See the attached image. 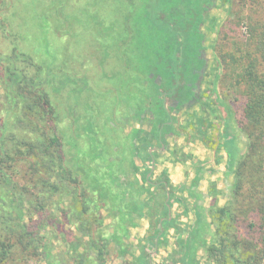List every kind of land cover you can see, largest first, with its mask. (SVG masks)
<instances>
[{"label": "rangeland", "instance_id": "374dc122", "mask_svg": "<svg viewBox=\"0 0 264 264\" xmlns=\"http://www.w3.org/2000/svg\"><path fill=\"white\" fill-rule=\"evenodd\" d=\"M163 2L0 0V68H6L11 62L28 75L29 81L37 79L50 93L57 106L61 155L70 174L67 181L69 193L62 197V202L49 203L37 221L43 226L41 233L48 246L41 247L34 258L17 253L0 264H139V257L144 263L148 262L142 256L144 251L151 256L153 264H187L191 254H198L200 264H233L232 261H216L208 255L207 249L196 248L200 217L184 186L192 184L196 169L203 170L204 179L197 190L205 194L202 202L207 209V221L213 220L210 227L213 230L217 225L222 226L211 209L215 208L213 204L222 206L231 200L234 193L236 179L233 169L228 164L226 151H219L224 140L218 134L219 126L223 117H229V111L235 115V119H230L228 130L234 134L236 156L245 151L246 137L237 122L243 100L238 93H232L230 81L224 78L221 57L224 49L231 48L233 39L247 31L248 17L264 14V0H218L214 10L222 20L216 29H212L213 46H216L221 64L218 93L228 104L226 108L222 104L215 108L218 116L211 121L208 135L198 133V120L193 115L183 119L180 114L176 126L182 135L170 136L167 150L157 155L152 168L154 174L150 177L155 182L160 181L155 189L156 201L171 195L170 215L177 225L170 229L167 243H162L158 250L152 243H147L150 239L146 235L149 219L142 217L138 219L139 226L130 228V238L127 239L130 248L124 257L119 256V247L114 240L107 244L104 257L99 254V245L105 243L113 232L117 212H110L102 203L100 207L93 201L86 203L93 195L95 182L91 177L93 173L86 166L90 164L89 155L102 143L103 159L122 158L116 172L120 182L148 186L147 177L153 163L142 160L137 145L148 137L152 123L150 115L146 114L140 122L135 118L133 105L127 107V101L134 102L136 97H128L124 84L128 80L135 85L142 82L141 74L135 81L132 74H127L129 70L137 71L133 66L127 68L128 58L140 70L149 67L146 49L153 42L145 39V28L149 23L144 20H153ZM128 30L137 31L135 43L124 38ZM207 32L211 34L210 29ZM140 45L144 46L142 51L138 48ZM22 53H27L31 61L23 59ZM38 65L44 68L43 73L38 74ZM10 85L8 76L0 72L1 96L6 92L4 87ZM209 100H213L212 97ZM218 110H221L222 117ZM139 127L147 133L136 136ZM77 150L88 154L84 168L82 161L78 163L76 160L80 156ZM100 168L98 171L102 174L103 168ZM162 170L175 185L171 191L163 187L162 180L165 181L166 177L161 175ZM105 175L107 173L102 176ZM114 179L108 176L103 184L106 186Z\"/></svg>", "mask_w": 264, "mask_h": 264}, {"label": "trees", "instance_id": "16d2710c", "mask_svg": "<svg viewBox=\"0 0 264 264\" xmlns=\"http://www.w3.org/2000/svg\"><path fill=\"white\" fill-rule=\"evenodd\" d=\"M172 1L164 0L155 18L144 20L149 23L145 39L153 42L146 49L149 67L140 70L128 58L127 68L133 66L137 71L129 70L127 74H132L134 81L141 76L143 79L138 85L129 80L124 85L127 91L132 85L139 88L135 93L139 103L151 99L162 107V89L182 88L178 80H185L192 73L191 61L202 48L205 34L200 26L210 0ZM124 38L135 43L137 31L128 30ZM143 47L138 48L142 51ZM223 51L224 78L230 81L232 93H238L243 100L237 122L245 134L246 145L238 156L227 147L228 164L236 179L233 198L222 206L213 204L215 208L211 212L217 215L222 226L217 225L213 230L210 228L213 220L208 221L210 239L205 244L208 255L216 261L264 264V14L256 18L250 15L247 31ZM22 55L23 59H31L27 53ZM43 69L38 65V74ZM0 72L8 76L11 84L0 95L4 98L0 100V263H4L17 253L34 258L41 247L48 246L41 233L43 226L37 221L49 203L62 202V197L69 193L70 174L61 155L57 106L50 93L37 79L29 81L28 75L11 62L6 68H0ZM4 83L7 85V81ZM146 109L137 107L141 113ZM156 112L158 123L168 118L162 109ZM229 116L235 115L229 111ZM170 128L166 124L164 130ZM99 193L101 198L106 197L103 186ZM163 206L160 211L167 214L166 203ZM134 211L137 208L129 213ZM157 223L158 232L164 235L168 219ZM113 238L121 245L118 231ZM99 248L100 256L104 257L106 243ZM190 260L193 262L194 258Z\"/></svg>", "mask_w": 264, "mask_h": 264}, {"label": "flooded vegetation", "instance_id": "af4514ba", "mask_svg": "<svg viewBox=\"0 0 264 264\" xmlns=\"http://www.w3.org/2000/svg\"><path fill=\"white\" fill-rule=\"evenodd\" d=\"M217 3L218 0H210L209 3L206 4V11L203 14L204 22L200 26L201 31L205 34L204 40L202 41V48L199 50L197 57L191 61L192 66L194 67L192 73L187 74V78L185 80H178V83L182 84V88H178L174 91L162 89V107L158 105L157 101H150L151 99L147 100L145 103H139L137 98L134 99V102H131L132 100L127 101V107H132L131 105H133V107L135 108L136 119H138L140 122H143L147 114L150 115L149 120L152 123L151 129L148 130V137L146 139H142L141 142L137 145L138 150L141 152H139L140 154H138L141 156L142 160L145 162L147 160H150L153 163L149 172L150 174L147 177L148 186L145 187L142 184L136 186L135 182H130L128 184L126 182H120L119 174H116V172L120 166L119 163L121 164L122 162V158H117L116 160L109 158L103 159L102 143L101 146L93 152V154L89 155L90 164L88 163L86 167L93 173L91 177L95 182L93 183V195L88 198L89 200H86V203L90 204L93 201V203H99V207L102 203L104 207L110 209V212H117L116 220L113 225V232L108 238L105 239V243L107 247L109 241H115V239L113 238V234L114 232L118 231V233L121 234V245H118L117 242H115L119 247V256L124 257L129 252L130 244H128L127 239L130 238V228L139 226V218L148 217L149 226L146 235L149 236L150 239L147 241V243H152L154 245V248L157 250L162 243H167L168 233L170 229L177 227L174 218L170 215L171 207L173 206L171 195L169 196L168 194L167 198H162L160 202H157L155 189L158 188L157 186H159L160 181L155 182L151 180L150 177L154 174V172H152V168L154 169L157 155L167 150L168 138L170 136H173L174 134H179L180 136L182 135V133L180 134V132L177 130L176 126L179 115L183 114L181 115L183 119H187L189 116L193 115L192 117L198 120L199 128L197 129L199 130V132H197L199 134L208 135L211 133L209 131L211 121L216 116H218L216 114L215 108L220 107L221 104L225 108L227 107L226 104H228V102L223 99L222 96H220L218 93V82L221 75V68L219 67L220 61L218 58L216 46H213L212 39V34L214 32L212 29H216L222 21L218 14H214ZM207 29L211 30V34L207 32ZM185 84H187V86ZM136 90L139 91V88L135 87V85H132L128 90V97H131V95H133V98L137 97V94L131 93ZM138 95L142 97L141 93ZM210 97H212L213 100H209ZM220 98L222 100H220ZM155 104L158 105L157 108ZM144 106L147 107L146 111L141 113L139 110H137V107L140 108ZM161 109L165 112L168 118H165L163 123H158L156 111H160ZM218 111L219 116H221V110ZM227 111H229L228 108ZM231 118L235 119L230 116L227 118L223 117L218 132V134H220V137L224 139L219 147V151H226L227 155L229 151L228 148L232 149L233 153L237 151L236 142H233L234 134L228 130L231 126ZM165 123L170 125L171 127L168 131L164 130L166 125ZM140 133L145 134L147 133V130L139 127L136 131V136ZM224 144H226L227 146H224ZM77 152L80 153V156L76 160L78 161V163L82 161L81 166L84 168V162L86 161L85 157L88 154L80 150H77ZM97 153H99V157H95ZM99 168H103L102 174H100V171H98ZM105 173H107V175L103 177L102 175ZM203 174V170H201L200 168L196 169L192 179V184L188 187L184 186V188L187 189L189 196L194 200L196 214L200 217L197 230V249H207L205 243L208 240L207 209L202 202V198L205 197V194L204 192H198L197 190L199 184L204 179ZM161 175L166 177L165 181L162 180L164 185L163 187L166 190L171 191V189L174 188L175 185L169 181L167 172L165 170H162ZM108 176L114 177L115 181L110 180V183H107V185L105 186L103 183L107 180ZM100 186H103L105 190V198H101L99 195ZM164 203H166V206L168 207L167 214H162L161 212L164 208ZM134 208H137V211L129 213ZM166 219H168L169 221V226L167 228L165 227L166 233L163 235L158 232L159 226L157 221H165ZM142 256L146 258L148 262L144 263L141 257H139V264H153L151 256L147 254L146 251L143 252ZM191 257L194 258L193 262H191L190 260ZM186 263L200 264V258L198 254L189 255ZM133 264L138 263L134 262ZM172 264L177 263L172 262Z\"/></svg>", "mask_w": 264, "mask_h": 264}]
</instances>
